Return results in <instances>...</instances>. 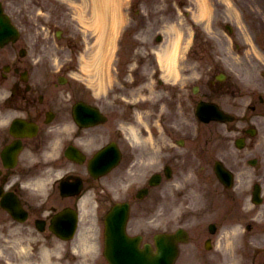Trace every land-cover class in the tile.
I'll return each instance as SVG.
<instances>
[{"label": "rangeland", "instance_id": "374dc122", "mask_svg": "<svg viewBox=\"0 0 264 264\" xmlns=\"http://www.w3.org/2000/svg\"><path fill=\"white\" fill-rule=\"evenodd\" d=\"M6 1L7 0L4 1L5 7L7 6ZM14 1L16 2L15 3L16 6H20V7L31 4L30 2L31 0H14ZM73 1H77V0H73ZM138 1L139 0L134 1L133 4H136V2ZM203 1H205L209 5L210 10H209V13L207 12L206 14H208L207 21H209V23L211 21L212 23V28H215V25L218 21L219 22H229L231 26L233 27L234 32L236 34V42L237 44L240 45V48L236 47L237 49L236 54H234L233 52L229 53V51L227 52V47H225V45L226 43L229 42V40L227 38L224 39L223 35L221 33H218V35L220 36V41L218 43L215 42L214 54L220 53L223 57H224V54H227L228 60L230 62V66L236 67L238 71L243 70L242 64L244 62L246 63L250 62L252 64H256L254 66H251L250 68H249L250 64L248 65L247 63L244 65L245 67L248 66L247 70L249 72H253V69L256 66L261 65L259 62L264 61L261 58L262 55L260 54V52L262 51L263 44H264V0H229L231 2L230 4H227L226 2H224L228 0H144L141 3L140 7L143 8V11L147 10L146 12L151 11L152 13L155 12L161 15V17H163V23L166 25L172 22L175 27L181 28V29H187V28L201 29L203 25L200 26L201 23L199 21L193 24L190 21L191 20L190 17L182 15V8L179 9L180 7L178 8L177 4L178 3L187 4L189 7L192 8L193 11H195L196 14H198V12L201 11V6H204ZM41 2L44 4V1L41 0ZM11 5L12 4L9 3V6ZM44 5L48 9L47 1H46V4ZM211 5L213 7V10L211 9ZM63 7L70 10L68 5L60 6L59 10L61 11ZM148 7L150 8L147 9ZM17 8L18 7H11L12 10L17 9ZM37 9H39V7H37L36 5H33L32 7L29 6L27 9L22 11V14L27 15L28 21L32 23L33 19L31 18V15L32 14L34 15L35 10ZM240 15H241V21L239 18ZM193 17L198 18V16H193ZM85 19H82L81 22L83 23ZM88 20H90V18H88ZM87 23H89V21ZM246 23L248 24L246 25ZM237 25H240V28H238ZM244 25H245V28L247 29V33L244 32V36L246 40L250 41V37H252L253 39L255 38L251 44L250 42L245 43L244 40L240 38L241 32L239 29H242L244 31ZM32 29H34V27H32ZM155 29H157V27H154L153 21H151L150 31L149 29L144 28L143 31H141V33L150 35ZM91 34H93V31L87 30L86 38H88L89 40V42H86L87 44H89L93 39L97 37L96 33L95 35H91ZM200 34L207 36V33L205 32L200 33ZM202 48L203 47H201L200 49ZM242 49L247 50V51L244 52L242 51ZM206 51L208 54H211L210 50L206 49ZM219 66L221 69L223 68V65H219ZM117 87L118 86L115 85L114 89H116ZM117 90H120V88L118 87ZM222 133L223 132L221 129H214V130H211L205 133V138H204L205 152H209L210 148H212L215 142H217V139L215 138V136L221 135ZM190 160H193V162L196 161L197 164L199 165L198 161L195 158L189 159L187 161L186 165H189V166L188 168H186L183 174L180 175L181 179L184 177V181L187 180L186 179L187 173H188V170L190 168V163H191ZM206 160H207V157H205V166H204L205 169L203 171L204 179L203 180L200 179L199 170H197V167H196L197 177L192 176L190 179H188V183H189V187L193 183L196 185L195 190L200 189L201 192L204 193L205 201H206L207 194H209L210 197L207 200V202L209 203L211 195L214 194V189L216 186H215L214 178L208 181L211 167L209 169L206 163ZM196 178H199L200 180L196 181ZM189 187H187L186 189H188ZM208 211L204 214V219L207 218V216H209Z\"/></svg>", "mask_w": 264, "mask_h": 264}, {"label": "bare ground", "instance_id": "6f19581e", "mask_svg": "<svg viewBox=\"0 0 264 264\" xmlns=\"http://www.w3.org/2000/svg\"><path fill=\"white\" fill-rule=\"evenodd\" d=\"M109 1L110 0H104L102 2L99 1V4L94 2L92 4V16H91V20H93V23H97L99 26H104L106 20H107V16H106V13H107V7L109 6ZM110 18H115V15H113L112 17ZM104 28H102V34L100 33V35L102 36L103 33H104ZM164 51L162 50L161 51V54H162V59L164 61Z\"/></svg>", "mask_w": 264, "mask_h": 264}]
</instances>
